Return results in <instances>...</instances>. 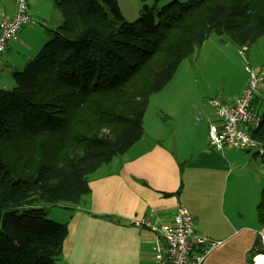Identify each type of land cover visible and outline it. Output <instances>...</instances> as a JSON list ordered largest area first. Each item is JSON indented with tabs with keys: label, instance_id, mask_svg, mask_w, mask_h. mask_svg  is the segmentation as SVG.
<instances>
[{
	"label": "trees",
	"instance_id": "1",
	"mask_svg": "<svg viewBox=\"0 0 264 264\" xmlns=\"http://www.w3.org/2000/svg\"><path fill=\"white\" fill-rule=\"evenodd\" d=\"M52 1L62 22L0 88V264H56L68 225L51 207L85 203L92 175L143 137L151 96L180 64L213 34L241 55L264 36V0H141L134 21L118 0ZM261 119L252 136L264 145ZM256 209L264 227V183Z\"/></svg>",
	"mask_w": 264,
	"mask_h": 264
},
{
	"label": "crops",
	"instance_id": "2",
	"mask_svg": "<svg viewBox=\"0 0 264 264\" xmlns=\"http://www.w3.org/2000/svg\"><path fill=\"white\" fill-rule=\"evenodd\" d=\"M15 10L16 0H0V18L11 17ZM263 40L264 37L255 44V52ZM218 41L226 39L211 35L200 49L207 45L210 48ZM6 53L0 55V71ZM256 55L253 63L264 73V56ZM172 81L160 92L163 94L151 96L143 137L92 175L91 193L85 203L74 208L65 204L51 207L50 219L68 225L63 252L56 264H156L155 249L164 248L165 240L153 227L136 222L144 220L154 226L171 222L179 208L194 216L198 235L217 242L203 264H253V261L255 264L253 257L260 253L252 257L251 251L259 233L264 234L256 209L264 182V163L249 158L248 152L241 150L216 151L208 139L209 124L216 119L211 99L204 101L199 96L186 99L181 86ZM246 85L247 82L229 103L242 95ZM263 91L264 84L256 97L255 107L260 111L259 95ZM172 100L180 111L186 101L187 121L193 115L200 122L189 124L198 140L192 142L193 133H187L189 147L174 140L175 131L183 126L179 114L169 109ZM254 167L259 168V173ZM246 170L250 173V188L243 196L252 203V208L244 213L236 202L226 205L220 184L234 171L238 179ZM231 194L237 198L239 193L234 188ZM201 250L202 247L196 248L197 254Z\"/></svg>",
	"mask_w": 264,
	"mask_h": 264
},
{
	"label": "rangeland",
	"instance_id": "3",
	"mask_svg": "<svg viewBox=\"0 0 264 264\" xmlns=\"http://www.w3.org/2000/svg\"><path fill=\"white\" fill-rule=\"evenodd\" d=\"M36 1L37 0H30L29 2V13L31 15L32 22L19 32L16 39L9 43L8 48L10 44H12L11 47L9 50L7 48L8 51H5V53L7 52L6 57L1 59V64L5 65H1L2 71H0V88L13 89L15 86L13 73L15 71H21L24 69L25 65L23 64V66H20V64L23 61L27 62L37 54L40 48L52 37L49 33V30L56 28L58 25L56 23H58V21L60 23V21L62 22L63 20L61 12L55 8L52 0ZM171 1L173 0H159L158 2H156V0H149L148 3L151 6L155 5L157 8H161ZM179 1L184 2L185 0ZM118 3L121 11L127 19L134 21L140 15L142 8L141 0H118ZM213 36L214 38L220 37L216 34H213ZM207 46L205 49L197 48L192 56L185 59L180 64L172 83L175 82L173 84H178L181 86L186 99L189 97L193 99L195 96H199L200 100L206 101L215 97L220 102L229 103L233 101L235 97L234 94L238 92L239 88L242 87L246 82L248 83L250 73L247 68L253 69V71L257 70V66H255L253 62L257 59V53L259 56H264V40L262 41L258 52H255L257 47L253 45L250 48V52H243L242 55L239 54L241 47L230 41H218L217 44L212 45L210 48ZM26 58L28 60H26ZM9 64L10 67L8 66ZM190 79L193 81V83L190 81ZM263 84L264 82L261 83L260 88ZM259 98V108H261V111H263L264 91L259 95ZM169 109H172L179 114V118L183 126V129L175 131L174 140L181 146L189 147V144L186 140V135L187 133H193L192 142L197 143L198 140L195 136V129H189V124L194 125L200 122H196L195 117L193 119V115H191L189 118L190 122L187 121L186 116L188 113V105L186 101L185 106L183 109H181V111L179 106L173 100L170 102ZM177 121L179 120L177 119ZM244 152L248 151L245 150ZM248 154L250 155L248 156L249 158L254 160L257 159L264 163V158L254 156L253 152H248ZM254 170L256 173H259L260 171L258 167H254ZM229 172H232V170H229ZM236 176V171H234L232 175H228L227 177L225 176L221 180L220 189L226 195V205L236 202L237 207L246 213L252 208V203H250V201L245 199L243 196V193L250 188V173L248 170H246L244 171L241 178L237 179ZM234 188L238 190L239 193L237 198L233 197L231 194V191ZM260 193L261 191L258 194L257 201H259ZM253 208H255L254 204ZM159 225L160 224H158V226ZM259 238H261V242L264 246V234L259 233ZM204 241L209 242L214 240ZM196 245H201L199 247H203V244ZM155 251L157 259L156 264H158V248H156Z\"/></svg>",
	"mask_w": 264,
	"mask_h": 264
},
{
	"label": "built area",
	"instance_id": "4",
	"mask_svg": "<svg viewBox=\"0 0 264 264\" xmlns=\"http://www.w3.org/2000/svg\"><path fill=\"white\" fill-rule=\"evenodd\" d=\"M30 21L28 0H18L15 15L0 21V55L5 53L9 43ZM247 69L250 73L247 86L234 103L220 102L215 97L209 101L216 119L209 124L208 139L216 151L237 149L264 155V145L252 136L262 122L261 111L254 106V100L264 82V75ZM136 223L148 224L165 240L166 246L158 248V264H203L217 244L215 241L205 242L210 239L197 234L194 216L185 208H179L170 223L159 226L144 220ZM196 244H203L200 254H197L196 248L201 245Z\"/></svg>",
	"mask_w": 264,
	"mask_h": 264
},
{
	"label": "bare ground",
	"instance_id": "5",
	"mask_svg": "<svg viewBox=\"0 0 264 264\" xmlns=\"http://www.w3.org/2000/svg\"><path fill=\"white\" fill-rule=\"evenodd\" d=\"M255 264H264V255L260 254L255 257Z\"/></svg>",
	"mask_w": 264,
	"mask_h": 264
}]
</instances>
